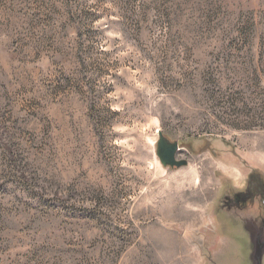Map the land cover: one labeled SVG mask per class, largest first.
I'll return each instance as SVG.
<instances>
[{
	"label": "rangeland",
	"instance_id": "374dc122",
	"mask_svg": "<svg viewBox=\"0 0 264 264\" xmlns=\"http://www.w3.org/2000/svg\"><path fill=\"white\" fill-rule=\"evenodd\" d=\"M250 175L264 0H0V264H250Z\"/></svg>",
	"mask_w": 264,
	"mask_h": 264
},
{
	"label": "water",
	"instance_id": "95a60500",
	"mask_svg": "<svg viewBox=\"0 0 264 264\" xmlns=\"http://www.w3.org/2000/svg\"><path fill=\"white\" fill-rule=\"evenodd\" d=\"M155 146L156 156L164 167L187 165L186 159L176 158L180 150L177 140L170 141L160 131ZM243 194L244 189H225L220 196L218 208L231 216H238L249 238L250 264H264V203L257 201L258 197L245 198Z\"/></svg>",
	"mask_w": 264,
	"mask_h": 264
},
{
	"label": "flooded vegetation",
	"instance_id": "af4514ba",
	"mask_svg": "<svg viewBox=\"0 0 264 264\" xmlns=\"http://www.w3.org/2000/svg\"><path fill=\"white\" fill-rule=\"evenodd\" d=\"M178 144V142H177ZM245 198L258 197L257 201L264 203V183L261 182V177L257 175H250L247 183L244 186Z\"/></svg>",
	"mask_w": 264,
	"mask_h": 264
}]
</instances>
